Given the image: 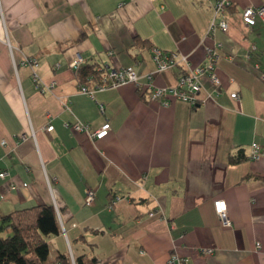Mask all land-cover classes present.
Here are the masks:
<instances>
[{
	"label": "crops",
	"instance_id": "0c3cea01",
	"mask_svg": "<svg viewBox=\"0 0 264 264\" xmlns=\"http://www.w3.org/2000/svg\"><path fill=\"white\" fill-rule=\"evenodd\" d=\"M214 2L0 0V171L8 173L0 215L52 205L61 232L47 239L49 257L167 264L175 253L182 264H264V156L249 159L251 143L264 151V22L241 20L262 0H231L225 32L209 31ZM208 48L220 86L203 77L195 106H162L131 83L94 90L98 77L69 68L79 56L81 67L131 66L141 84L150 74L153 86L173 87L181 67L156 72L151 50L179 53L193 68ZM24 57L38 61L51 89L37 90L31 68L18 64ZM75 122L110 128L92 139L65 126Z\"/></svg>",
	"mask_w": 264,
	"mask_h": 264
},
{
	"label": "built area",
	"instance_id": "2783aa9c",
	"mask_svg": "<svg viewBox=\"0 0 264 264\" xmlns=\"http://www.w3.org/2000/svg\"><path fill=\"white\" fill-rule=\"evenodd\" d=\"M231 0H215L213 15L210 21L209 31H214L219 29L222 32H225L228 28V23L224 18L226 10L230 7ZM241 20L242 23L251 27L254 26L257 20L264 22V0L258 6H247L241 11ZM220 45H217L218 48ZM218 54L215 48H208L206 51V60L199 66L190 67L188 59L176 52H163L159 49L151 50V59L155 64V71H163L171 69L174 66L181 67V73L179 74L176 84L173 87H156L152 85V75L148 74L145 76L147 82L140 83L139 75L131 67H120L116 69H103L96 68L98 83L94 87V90H103L107 87H117L126 83H131L140 91L146 93L150 101H156L162 106H168L173 99H178L183 101L191 106L198 104V94L202 90L201 79L206 78L216 89L220 86V81L216 73V62ZM21 66L31 68V78L35 84V87L39 91H44L45 88L51 89L53 83L46 84L44 83L34 71L38 66V61L34 57H24L18 63ZM82 66V59L77 56L70 63L69 68L75 71H78ZM90 79L93 76H89ZM264 80V75L261 76ZM80 91L82 93L91 95L93 89H89L86 86H81ZM232 98H238L236 93H231ZM99 111H103V106L99 105ZM77 132H86L92 139H101L105 137L109 131V123H103L99 128L91 130L88 125L81 122H75L72 124L65 125ZM51 125H47L45 129H51ZM26 136L21 134L19 139H25ZM1 143H4L3 141ZM264 156V151L261 147L253 142L250 145L249 159L251 161H256ZM8 175L6 171H0V178H5ZM85 201L87 204L93 201L94 193L92 190L85 191ZM214 209L218 214L221 223L224 226H230V220L226 216V205L223 200L214 201ZM256 248H259V243H256ZM207 254L212 252L211 249H206L204 251ZM183 259L180 258L177 254L172 253L168 260L167 264H182Z\"/></svg>",
	"mask_w": 264,
	"mask_h": 264
},
{
	"label": "trees",
	"instance_id": "16d2710c",
	"mask_svg": "<svg viewBox=\"0 0 264 264\" xmlns=\"http://www.w3.org/2000/svg\"><path fill=\"white\" fill-rule=\"evenodd\" d=\"M97 72L92 66L79 69V76H93ZM242 151L231 163L242 160ZM264 181V177H262ZM61 227L52 205H35L15 209L0 215V264H93L95 257H77L75 262L64 253L49 257L50 236L58 235Z\"/></svg>",
	"mask_w": 264,
	"mask_h": 264
}]
</instances>
